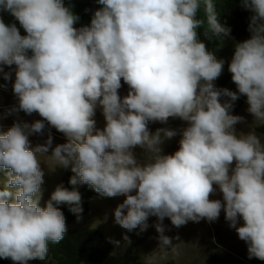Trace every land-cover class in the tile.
I'll list each match as a JSON object with an SVG mask.
<instances>
[{"label": "clouds", "instance_id": "1", "mask_svg": "<svg viewBox=\"0 0 264 264\" xmlns=\"http://www.w3.org/2000/svg\"><path fill=\"white\" fill-rule=\"evenodd\" d=\"M239 3L250 13L249 37L233 39V91L215 83L225 58L199 38L200 29L206 39L230 37L214 0H95L100 7L85 9L88 24L71 0H0V13L15 21L0 16V89L11 83L15 100L0 112V120L15 117L0 129V260L44 261L49 243L67 232L61 206L81 221L79 186L86 185L100 198L123 197L111 215L126 230L124 242L156 218L157 247L143 264L175 252L165 218L180 228L215 223L221 213L247 258L264 261V132H257L264 128V0ZM241 96L251 124L232 114ZM169 118L182 126L150 130ZM53 129L63 143L54 144ZM177 136L178 148L166 153ZM38 156L47 157L49 171H70L71 187L58 183L45 200Z\"/></svg>", "mask_w": 264, "mask_h": 264}, {"label": "rangeland", "instance_id": "2", "mask_svg": "<svg viewBox=\"0 0 264 264\" xmlns=\"http://www.w3.org/2000/svg\"><path fill=\"white\" fill-rule=\"evenodd\" d=\"M0 16L3 17L5 23L15 22L13 17L8 13H0ZM17 27L19 28V24ZM21 35H24V30L20 28ZM225 71L223 70L221 76L215 81L216 85L219 87L220 81L224 77ZM4 83L0 79V84ZM127 92V86L123 85L120 89L121 95H125ZM244 100L246 97H243ZM15 103L12 91L11 83L7 91L0 89V112H2L3 107L10 106ZM247 105L246 103L242 106L240 111L235 115H242L246 117V120L249 124L252 122V116L246 112ZM20 118L32 121L34 119H39L36 114L32 116H25L23 113H20ZM14 116H9L7 119L0 120V129H6L11 126ZM98 127H103L104 118L100 113L99 109L95 117ZM172 127L179 128L182 126V122L179 119L169 118L167 125H161L159 123H151L149 125L150 130L155 131L158 127ZM238 130L247 131L248 129L243 124L236 125ZM54 136V144L63 143L64 137L61 133L52 130ZM30 140L33 144L42 143L43 139L38 136L30 137ZM179 136L174 137L172 140L167 141L164 145V151L166 153L174 152L178 148ZM141 150L136 149V152L139 153ZM39 161L44 167L45 183L44 188V199L46 200L49 197V194L54 189L56 184L63 182L66 186L69 177L72 173L68 170H63L57 168L55 171H49V166L45 163L47 160L46 156H38ZM86 186V185H85ZM84 186H79L81 190ZM210 198H220L219 195ZM123 197L117 198H100L94 197L89 201V211L86 214L82 215V219L79 223L74 221L69 228H80L88 227L94 228L101 231L106 238V246L112 247L113 253L115 255L126 254L130 247L134 246V252L138 255L140 264H143L142 256L151 253L157 247V240L155 237L158 235L155 231L153 225L156 223L155 217H150L148 220L149 227L148 229L137 235V230L127 233L130 238L129 242L122 241V234L126 230L120 228L118 225L113 223L112 210L116 205L121 202ZM165 226V234L169 237H173V244L175 245V252H169L166 259L159 261V264H264V261H259L256 259L249 260L246 255V246L245 244L237 238V235L234 230H230L227 224L224 221L223 213L219 220L215 223H207L201 221L199 223L189 222L188 224L181 226L180 228L173 227L170 221L165 218L163 221ZM108 237H111L116 240H121V245L119 248H114V246L108 242ZM178 237V239H175ZM214 238V241H213ZM0 264H11L9 260H0Z\"/></svg>", "mask_w": 264, "mask_h": 264}, {"label": "trees", "instance_id": "3", "mask_svg": "<svg viewBox=\"0 0 264 264\" xmlns=\"http://www.w3.org/2000/svg\"><path fill=\"white\" fill-rule=\"evenodd\" d=\"M71 3L74 5V13L81 18L80 24L90 23L91 12H86L85 9L94 10L100 7L95 4V0H71ZM214 3L220 22L231 29L230 37L224 40L215 36L206 39L202 34L203 30L200 29L198 30L199 38L203 40L209 51L214 52L217 57L225 58V75L220 82V87L235 91L236 86L231 81V74L227 71V60L232 55L233 39L242 41L249 37L246 29L250 13L240 7L239 0H214ZM244 104L245 100L241 96L234 102L232 114L238 113ZM257 132H264V128H258ZM66 187H71L68 182ZM79 191L83 200V214H86L90 209L89 201L97 197V194L87 186ZM61 208L67 224L64 238L57 244L49 243L48 255L44 261H30L29 264H140L138 255L134 252V246L130 247L126 254L115 255L112 247L106 246V238L101 231L88 227L69 228L75 221V217L68 212L66 206L62 205Z\"/></svg>", "mask_w": 264, "mask_h": 264}, {"label": "bare ground", "instance_id": "4", "mask_svg": "<svg viewBox=\"0 0 264 264\" xmlns=\"http://www.w3.org/2000/svg\"><path fill=\"white\" fill-rule=\"evenodd\" d=\"M224 71H225V69H224ZM224 75H225V73H224ZM223 79H224V77H223ZM223 79H222V80H223ZM220 82H221V81H220ZM219 87H220V84H219Z\"/></svg>", "mask_w": 264, "mask_h": 264}]
</instances>
